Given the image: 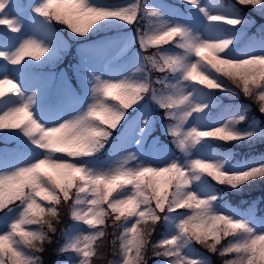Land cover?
Wrapping results in <instances>:
<instances>
[{"label":"snow or ice","instance_id":"1","mask_svg":"<svg viewBox=\"0 0 264 264\" xmlns=\"http://www.w3.org/2000/svg\"><path fill=\"white\" fill-rule=\"evenodd\" d=\"M181 3L187 13L148 0H0L3 36L18 34L0 44V129L17 139L0 149V264H44L57 233L67 257L56 264H94L109 235L107 264H264V214L228 199L264 180V152L242 151L264 143V121L217 95L243 94L264 116V25L249 35L255 22L237 7L264 14V0ZM57 25L114 33L82 49L102 64L87 68L83 95L67 80L52 95L33 63L67 49ZM157 123L174 149L153 136Z\"/></svg>","mask_w":264,"mask_h":264},{"label":"rangeland","instance_id":"2","mask_svg":"<svg viewBox=\"0 0 264 264\" xmlns=\"http://www.w3.org/2000/svg\"><path fill=\"white\" fill-rule=\"evenodd\" d=\"M15 2L19 4V0H15ZM113 2H121V3H123V2H127V0H113ZM30 3H35V0H30ZM153 3L157 4V5L164 4V5L174 6L171 2H165L164 0H153ZM174 7H176V6H174ZM3 32H4V30L0 31V44H3L4 42H7L9 44L15 43L14 37L18 35L17 33H9V35L7 37H4L3 36ZM60 34L65 38V36L62 33H60ZM113 34L114 33H111V35H113ZM65 40H66V38H65ZM92 42L93 41H89V42H86V43L82 44L81 46H79V51L83 55L84 63L86 65H91L94 70H98L99 71V70H102L101 63L96 61V60H94V59H89V57L82 52V49L86 48ZM42 59H43V57H42ZM121 66L122 65H119V62H117V63H115L113 65V67L116 68L117 70H119ZM44 72L46 73V75H47V77L49 79L54 80L56 82V86H57L56 93L61 88L62 83H63L64 80H67L72 85L71 81L69 80V78H68V76H67V74H66V72L64 70H61L58 73L53 72V71H44ZM49 81L50 80H48V83H49ZM72 87H73V85H72ZM212 114H213V116H215L217 114V112L212 111ZM154 137H156V136H154ZM164 144L167 147L171 148L168 143H164ZM15 145H16V143H14V144H6V145H4L3 148L12 149V148L15 147ZM101 158L103 159V157H101ZM246 207H243V208H246Z\"/></svg>","mask_w":264,"mask_h":264},{"label":"trees","instance_id":"3","mask_svg":"<svg viewBox=\"0 0 264 264\" xmlns=\"http://www.w3.org/2000/svg\"><path fill=\"white\" fill-rule=\"evenodd\" d=\"M180 3H181V0H180ZM181 4H182V3H181ZM244 7H246V8H244V9H246V10H248V11H251V10H252V12H253L255 15H257V14L260 13L259 8H256V7H255V8H254V7H248V6H244ZM137 26H143V23L141 22V24H140V25H137ZM130 27H131V26H130ZM130 27H129V28H130ZM132 28L135 29V26H132ZM90 34H91V33H90ZM138 46H139V45H138ZM145 54H150V52H149V53H145ZM243 98L249 100L252 104H254L255 108L258 110V107H257L256 103H254L252 100L246 98L245 96H243ZM256 182H258V181H256ZM256 182H254L251 186L247 187L246 190H251V189H252V190H255V189L259 188L261 185H260V186H253L254 184H256ZM262 190L264 191V186L262 187ZM66 211H67L66 207H62V212L65 213ZM65 216H66V215H65ZM65 216H64V217H65ZM109 233H111V231H110ZM111 240H112V236L109 235L108 238H107V242L104 244V246H105V248H108L109 250H112V251L114 252V250H113V248H112V245H111ZM54 244H55V243H53L52 245H48L47 248H46V251L42 254V255H43V260H44V261L52 262V260H54V259H53V255H52V253H51ZM150 255H151V253H149V256H150ZM216 258H217V259H215V258L212 256V261H213V263H214V264H222L221 258H218V256H216ZM153 262H154V258L149 260V264H153Z\"/></svg>","mask_w":264,"mask_h":264}]
</instances>
